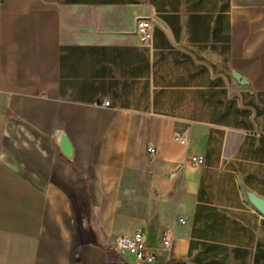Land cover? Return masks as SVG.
<instances>
[{"label":"crops","instance_id":"1","mask_svg":"<svg viewBox=\"0 0 264 264\" xmlns=\"http://www.w3.org/2000/svg\"><path fill=\"white\" fill-rule=\"evenodd\" d=\"M252 194L264 0H0V264H264Z\"/></svg>","mask_w":264,"mask_h":264},{"label":"built area","instance_id":"2","mask_svg":"<svg viewBox=\"0 0 264 264\" xmlns=\"http://www.w3.org/2000/svg\"><path fill=\"white\" fill-rule=\"evenodd\" d=\"M154 19L152 18H142L138 21V35L141 42L144 45L150 46L152 44L153 38V27ZM104 105H109L110 101L105 100ZM175 138L183 144H187L189 140L187 131H177ZM150 152H154L153 147H149ZM190 162L194 165L203 163L202 155H192L190 157ZM175 172L171 173V176H174ZM179 224L186 223L185 218H178ZM173 241V230L165 229L161 238V246L164 249H169ZM117 249L120 252H126L135 255L138 261L142 264H156L157 255L148 250V247L145 243L144 231L142 228H138L132 236H120L117 242Z\"/></svg>","mask_w":264,"mask_h":264},{"label":"water","instance_id":"3","mask_svg":"<svg viewBox=\"0 0 264 264\" xmlns=\"http://www.w3.org/2000/svg\"><path fill=\"white\" fill-rule=\"evenodd\" d=\"M61 148L67 156L70 157L72 155L73 147L69 138L66 135L62 138ZM250 199L262 212H264V199L257 197L253 194L250 195Z\"/></svg>","mask_w":264,"mask_h":264}]
</instances>
